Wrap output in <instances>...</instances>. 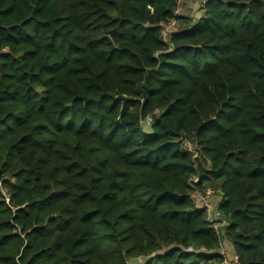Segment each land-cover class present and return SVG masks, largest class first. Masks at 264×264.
Masks as SVG:
<instances>
[{
  "label": "trees",
  "instance_id": "1",
  "mask_svg": "<svg viewBox=\"0 0 264 264\" xmlns=\"http://www.w3.org/2000/svg\"><path fill=\"white\" fill-rule=\"evenodd\" d=\"M181 2L0 0V264H264V0Z\"/></svg>",
  "mask_w": 264,
  "mask_h": 264
},
{
  "label": "built area",
  "instance_id": "2",
  "mask_svg": "<svg viewBox=\"0 0 264 264\" xmlns=\"http://www.w3.org/2000/svg\"><path fill=\"white\" fill-rule=\"evenodd\" d=\"M187 1H201V8L205 9L206 3L211 0H187ZM175 16L182 15L184 12L183 3L181 2L175 11ZM179 24L176 19L171 20L168 23L163 24V32L165 38L168 37L174 28ZM183 147L185 150L194 154L195 157H198L199 148L198 146L190 141L189 139H183ZM194 182H198V179L195 178ZM218 191L214 189H204L202 191L195 189L192 193L191 200L194 202L196 206L203 207L207 209L208 218L210 219L211 227L217 232H220L221 224L223 223V216H221L220 212L215 209V206L212 202V198L216 197ZM193 248H189L188 252H194ZM204 251V250H203ZM218 253L222 259L218 261L216 264H239L240 263V256L235 250L229 251L225 241H221L219 243Z\"/></svg>",
  "mask_w": 264,
  "mask_h": 264
},
{
  "label": "crops",
  "instance_id": "3",
  "mask_svg": "<svg viewBox=\"0 0 264 264\" xmlns=\"http://www.w3.org/2000/svg\"><path fill=\"white\" fill-rule=\"evenodd\" d=\"M183 8H184L185 14H188V15L192 13L196 14L195 12L201 8V1H189L187 3L185 2ZM213 198H212V201H213ZM226 246L228 250L231 251V248L229 247L227 243H226Z\"/></svg>",
  "mask_w": 264,
  "mask_h": 264
},
{
  "label": "rangeland",
  "instance_id": "4",
  "mask_svg": "<svg viewBox=\"0 0 264 264\" xmlns=\"http://www.w3.org/2000/svg\"><path fill=\"white\" fill-rule=\"evenodd\" d=\"M195 13L196 14H193L192 13V14H189V15L190 16L191 15H194V20H195V22H197L200 19L201 15H202V12L200 10H197ZM212 202H213L214 206H216V204L219 202V196L216 195V197L213 198V201Z\"/></svg>",
  "mask_w": 264,
  "mask_h": 264
}]
</instances>
